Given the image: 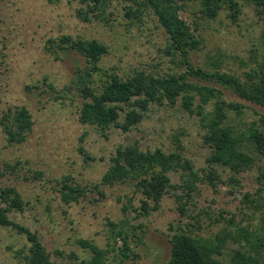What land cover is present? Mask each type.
<instances>
[{"label":"rangeland","instance_id":"obj_1","mask_svg":"<svg viewBox=\"0 0 264 264\" xmlns=\"http://www.w3.org/2000/svg\"><path fill=\"white\" fill-rule=\"evenodd\" d=\"M180 3L181 16L203 39L200 48L191 53L195 65L208 67L210 60L219 56L224 70L244 77L245 71L261 62L264 12L253 3H243L236 17L225 9L215 19L203 17L196 0ZM132 4V0H108L102 12L88 11L90 20H85L78 10L88 8L80 0H0V168L19 163L13 171L5 169L0 188L15 186L19 190L27 204L22 211H11L10 218L36 231L57 264L89 261L93 254L80 244L82 239L109 248L104 264H166L171 256V236L182 226L213 237L232 218L239 225L256 227L261 223V211L245 199L249 193L258 197V166L239 174L240 184L234 189L226 184L230 171L217 167L226 182H218L217 187L208 181L198 182L199 190L185 215L173 193L164 196L157 210L138 215L134 208L140 205L143 194L133 184L103 186L105 197L90 192L79 202L62 201L60 182L65 177L74 184L93 186L101 181L117 149L131 144L137 143L143 150L171 152L181 142L184 155L201 176L209 168L211 148L203 140L206 130L200 116L187 112L181 99L175 105L151 104L144 119L128 132L116 126L101 130L80 121L78 98H56L49 87L72 85L77 63L84 69L91 67L76 51L58 59L47 50L50 39L65 34L96 38L108 46L109 53L98 64L101 70L93 74L95 87L110 72L129 77L138 70L157 76L184 71L178 59L165 52L168 36L155 13L148 10L142 19L130 18L126 10ZM226 95L247 105L240 125L252 121L262 124L264 107L242 101L229 90ZM23 106L31 111L34 127L25 141L11 144L1 118L9 109ZM82 149L94 160H86ZM169 176L172 183L182 181L180 170L169 172ZM126 195L133 197L134 208L125 214L122 206ZM198 213L202 217L199 224L192 218ZM126 219L127 239L118 238L114 243L110 221L120 224ZM29 246L24 234L0 225V264H27ZM237 247L230 243L222 258L229 261Z\"/></svg>","mask_w":264,"mask_h":264},{"label":"trees","instance_id":"obj_2","mask_svg":"<svg viewBox=\"0 0 264 264\" xmlns=\"http://www.w3.org/2000/svg\"><path fill=\"white\" fill-rule=\"evenodd\" d=\"M48 1L56 3L61 0ZM80 1L87 5L88 10L79 9V16L90 20L89 12H102L108 0ZM132 1L133 4L127 7V15L142 19L146 11L152 10L168 36L165 52L177 58V62L185 70L163 76L138 70L129 77L110 72L105 74L106 78L102 79L99 87H95L93 74L101 70L98 64L109 53L108 46L96 38L85 39L65 34L57 39H50L47 50L58 59L68 55L70 50L76 51L86 57L91 67L84 69L77 63L72 85L61 89L53 84H49V87L56 92V98H78L81 102L80 121L95 125L101 130L116 126L128 132L144 119L151 104L163 105L168 102L175 105L181 99L187 112L200 116L206 130L203 140L211 148L207 159L209 168L201 176L192 161L184 155V145L181 142L171 152L160 148L143 150L137 143L131 144L117 149L111 157L110 167L99 183L83 186L74 184L70 177H65L60 182L62 201L66 204L79 202L90 192H97L105 197L107 194L102 189L103 186L133 184L137 191L142 192L143 197L140 205L134 208L133 197L126 195L127 201L122 206L125 214L130 208L140 212L138 215L148 214L161 207L166 194L173 193L180 212L185 215L188 204L193 202L199 190L198 182L208 181L214 187H217L218 182H226L217 167L230 171L226 184L234 189L240 184L239 174L258 166V197L249 193L245 199L250 206L261 211L260 225H239L232 218L213 237H204L187 225L182 226L171 236V256L166 264H264V164H259V161L264 160V116L261 117V125L257 121L240 125L247 105L241 101L229 100L226 95V90H229L242 101L264 107V56L257 67L244 72V77L224 70L219 56L212 58L208 67L197 66L192 61L191 53L200 48L203 39L194 33L190 23L180 14L183 8L180 1L184 0ZM196 1L200 4L203 17L207 19H215L225 9L232 10L236 17L243 3H253L260 13L264 12V0ZM123 114L124 119L121 121ZM1 125L9 143L23 142L34 127L33 115L25 106L16 108L15 111L9 109L3 114ZM82 151L86 160H94L84 149ZM18 165L19 163L7 164L3 170L0 168V178L4 176L5 169L13 171ZM178 170L182 172V181L172 183L169 172ZM120 200L122 201L121 198ZM26 204L15 186L0 188V225L11 226L27 237L30 243L26 255L27 264H57L36 231L10 218L11 211H22ZM200 214L192 217L197 224L202 220ZM110 225L114 229L113 242L117 243L118 238L126 241L128 234L125 228L129 225L128 220L120 224L110 221ZM79 242L93 254L85 264H104L111 252L109 248H101L86 239ZM230 243L238 244V247L233 250L230 260L225 261L222 257Z\"/></svg>","mask_w":264,"mask_h":264}]
</instances>
